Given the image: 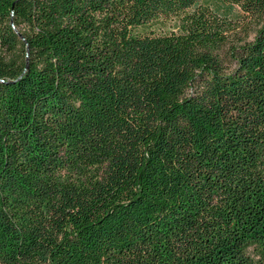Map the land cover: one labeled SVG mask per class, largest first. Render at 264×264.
<instances>
[{"label": "trees", "instance_id": "obj_1", "mask_svg": "<svg viewBox=\"0 0 264 264\" xmlns=\"http://www.w3.org/2000/svg\"><path fill=\"white\" fill-rule=\"evenodd\" d=\"M0 264H264V0H0Z\"/></svg>", "mask_w": 264, "mask_h": 264}, {"label": "rangeland", "instance_id": "obj_2", "mask_svg": "<svg viewBox=\"0 0 264 264\" xmlns=\"http://www.w3.org/2000/svg\"><path fill=\"white\" fill-rule=\"evenodd\" d=\"M167 22H168V23H171L172 21L168 20ZM252 35H253V34H252ZM241 37H242V36H241L240 34L237 35V36H235V38L231 39V43H242L241 41H239Z\"/></svg>", "mask_w": 264, "mask_h": 264}, {"label": "water", "instance_id": "obj_3", "mask_svg": "<svg viewBox=\"0 0 264 264\" xmlns=\"http://www.w3.org/2000/svg\"><path fill=\"white\" fill-rule=\"evenodd\" d=\"M27 49V48H26ZM27 54H28V49H27ZM26 67H27V65H26Z\"/></svg>", "mask_w": 264, "mask_h": 264}]
</instances>
